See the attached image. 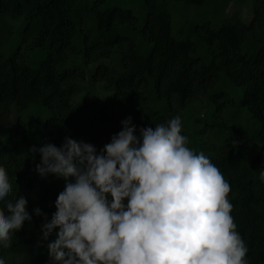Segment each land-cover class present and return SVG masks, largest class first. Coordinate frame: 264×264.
Segmentation results:
<instances>
[{
	"label": "trees",
	"instance_id": "16d2710c",
	"mask_svg": "<svg viewBox=\"0 0 264 264\" xmlns=\"http://www.w3.org/2000/svg\"><path fill=\"white\" fill-rule=\"evenodd\" d=\"M109 1L0 0V165L15 192L35 199L33 220L0 256L6 264L51 259L49 241L40 243L45 217L34 209L51 219L66 182L39 175L33 145L71 136L99 150L129 115L138 129L180 115L188 146L230 183L248 264H264V0H250L249 20L224 14L248 0H142V16ZM171 1L207 4V16L178 35Z\"/></svg>",
	"mask_w": 264,
	"mask_h": 264
},
{
	"label": "clouds",
	"instance_id": "9594fccd",
	"mask_svg": "<svg viewBox=\"0 0 264 264\" xmlns=\"http://www.w3.org/2000/svg\"><path fill=\"white\" fill-rule=\"evenodd\" d=\"M121 124L99 150L71 136L31 147L41 154L39 175L66 182L51 219L34 209L45 217L40 243L49 241V264H248L230 183L188 146L181 116L138 129L129 115ZM0 203V248L8 249L33 215L3 165Z\"/></svg>",
	"mask_w": 264,
	"mask_h": 264
},
{
	"label": "rangeland",
	"instance_id": "374dc122",
	"mask_svg": "<svg viewBox=\"0 0 264 264\" xmlns=\"http://www.w3.org/2000/svg\"><path fill=\"white\" fill-rule=\"evenodd\" d=\"M110 5L113 4H118L121 5L123 7H129L132 8L133 11L135 12V14L137 16H142L143 13L145 12L143 6H142V0H110L108 2ZM251 1L248 0L245 3H241V2H237V1H233L231 3H229L224 11V14H228L231 15L232 13L239 11L240 14H242L243 18L245 20H249L252 16V9L250 6ZM169 6L170 9L173 13V25L177 22V29L178 30V35H184L185 34V26L187 21L191 22V20L195 19V20H201L202 18H206L207 14V9H208V5H204L201 6L200 8H198L197 6H191L189 8L185 7V4L183 2H176V1H171L169 2ZM213 8V7H212ZM211 8V11H212ZM186 20V21H185ZM9 21L12 22V19L9 18ZM188 29V27H187ZM100 62H104V63H112L116 65L115 59L111 60V59H102L99 61ZM98 64V63H96ZM96 64H93L89 67L88 69V73L89 75L94 71ZM89 99L94 100L96 99L95 95H91L89 97ZM19 114V111L17 108H15L13 110V116L16 117ZM20 194L25 195L29 201L28 204V208H31L34 204V196L32 195L31 192L27 191V190H21Z\"/></svg>",
	"mask_w": 264,
	"mask_h": 264
}]
</instances>
